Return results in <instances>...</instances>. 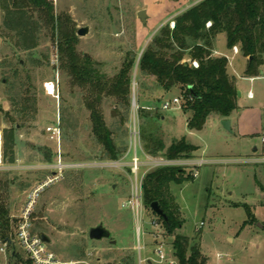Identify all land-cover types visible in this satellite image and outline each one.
I'll use <instances>...</instances> for the list:
<instances>
[{
	"label": "rangeland",
	"instance_id": "1",
	"mask_svg": "<svg viewBox=\"0 0 264 264\" xmlns=\"http://www.w3.org/2000/svg\"><path fill=\"white\" fill-rule=\"evenodd\" d=\"M198 1L53 0L55 13L70 17L77 51L98 62L108 77L119 71L128 50L136 54L129 112L110 97L101 105L105 122L123 150L117 160L106 159L93 137L83 92L71 87L69 77L59 69L49 33H41L31 56L29 51L15 48L13 34L1 28L0 131L4 154L7 131L14 127L7 156L12 146L15 153L21 140L24 162H32L0 170L12 181L10 215L18 217L26 192L56 173L60 165H66L63 177L40 192L31 214L33 231L49 237L48 247L59 259H87L94 264H149L148 260L167 264L175 260L173 235H167L159 216L142 200L138 208L135 202L133 205L135 175L131 161L136 151L141 162L147 161L138 168L139 181L161 166L157 165L160 162L195 173L188 181L169 183V189L182 220L175 233L187 237L190 245H198L206 264H264V191L258 185L264 186V64L257 77L245 76L247 60L239 47V53L233 55L225 34L217 35L216 46L227 57L228 72L241 92L238 109L230 114L231 131L223 128L216 114H211L200 130H190L189 113L181 108V89L173 86L164 90L154 76L138 70L140 55L154 35ZM141 9L146 13L144 23L136 15ZM83 27L87 32L77 35ZM49 80L55 83L58 98L46 93L43 83ZM174 97L180 101L173 103ZM165 101L171 102L167 109L162 107ZM122 117H127L125 123ZM57 121L58 143L45 132ZM144 136L161 139L162 151L148 154ZM182 138L197 148L195 157L167 159V147ZM115 162L122 164L115 168ZM100 223L110 231L109 239L89 237V229ZM15 249L24 259L17 245ZM159 249L165 256L163 261L159 260ZM10 250L6 247L0 252V264H22L10 257Z\"/></svg>",
	"mask_w": 264,
	"mask_h": 264
},
{
	"label": "trees",
	"instance_id": "2",
	"mask_svg": "<svg viewBox=\"0 0 264 264\" xmlns=\"http://www.w3.org/2000/svg\"><path fill=\"white\" fill-rule=\"evenodd\" d=\"M0 7L3 11L0 35L1 28L12 33L15 48L30 52L38 46L41 33H49L59 69L69 77L71 87L83 92V104L89 111L93 137L102 147L106 159L117 160L123 150L105 122L101 105L104 98L110 97L126 113L129 112L136 54L128 50L119 71L108 77L100 70L98 62L77 51V38L70 17L56 14L53 0H0ZM173 22V27L169 23L162 26L143 49L138 70L154 76L164 90L178 86L181 89V108L189 113L187 126L190 130H200L211 114L225 119L238 108L237 87L234 77L228 72L227 57L213 54L217 35L224 33L227 48L238 46L247 58L245 76H258L264 64V0H200L179 13ZM208 22L209 26L206 25ZM188 60L196 61L198 66L193 67ZM121 119L125 123L127 117ZM13 131L14 127L6 134V154L3 155L6 163L15 160L13 146L7 156ZM146 139L144 149L148 154L157 155L164 148L161 139ZM196 149L182 138L172 142L164 155L169 160L189 158ZM193 177V172L186 173L181 167L164 165L148 171L141 184L144 206L150 208V203L157 201L166 215V219L159 218L167 235H173L172 246L177 264H206L199 246L190 245L187 237L175 233L182 220L169 183H182ZM11 183L0 172V245L11 249V258L30 264L15 251L13 238L17 219L10 215ZM258 185L264 191V186Z\"/></svg>",
	"mask_w": 264,
	"mask_h": 264
},
{
	"label": "built area",
	"instance_id": "3",
	"mask_svg": "<svg viewBox=\"0 0 264 264\" xmlns=\"http://www.w3.org/2000/svg\"><path fill=\"white\" fill-rule=\"evenodd\" d=\"M207 26L210 25L208 22L206 24ZM170 26H174V22L170 23ZM234 53H238L239 49L238 46H233L231 49ZM191 64L193 67H197L198 64L196 61H191ZM43 87L46 91V93L50 96H53L54 98H58L56 85L53 81H45L43 83ZM180 99L178 97H174L172 99L173 103H178ZM171 105L170 101H165L163 104V108L167 109ZM45 132L49 133V138L56 143L59 142L60 139V126L59 122L57 121L55 125L47 126L45 128ZM137 131L134 127L133 130V136L134 140L137 139ZM263 146H264V133L261 137ZM3 155H4V148H3V135L0 131V170L4 167V161H3ZM116 163V162H115ZM141 165V161L139 160L136 151H134V156L131 161V171L135 175V183H134V192L135 196L132 200L133 205L134 202L136 204V207L138 208L140 200H142V179L140 181L136 178V173L138 171L139 166ZM157 165L162 166V162H160ZM164 165V164H163ZM166 165V164H165ZM115 167L117 166L114 165ZM67 168L66 165H60L57 169V172L53 175H48L46 178H44L42 181L38 182L32 189L29 190V192L26 195L24 206L21 209L20 215L16 217V226H15V233H14V245H17L19 249L22 251L24 255V259L28 260L30 264H94L92 262H89L87 259L82 260H61L58 258V256L48 247V244L43 242L38 233L34 232L32 229V223H31V214L35 207L36 201L39 197L40 192L50 185L53 181H56L63 177L62 171ZM195 173H193L194 175ZM6 246L0 245V252H5ZM16 251V249H15ZM90 255V254H89ZM158 256L159 260L163 261L165 260V256L163 252L159 249L158 250ZM167 264H177L176 260H170Z\"/></svg>",
	"mask_w": 264,
	"mask_h": 264
},
{
	"label": "water",
	"instance_id": "4",
	"mask_svg": "<svg viewBox=\"0 0 264 264\" xmlns=\"http://www.w3.org/2000/svg\"><path fill=\"white\" fill-rule=\"evenodd\" d=\"M138 19L144 23L145 20H146V13H145V10L144 9H141L139 11H137L136 13ZM87 32V28L86 27H83V28H79L77 30V35L79 36H82L84 35L85 33ZM188 63H190L191 61L188 60L187 61ZM237 94H239V92L237 91ZM112 114H114V111H112ZM221 124L223 126L224 129L228 130V131H231L230 129V120L229 119H223L221 120ZM150 209L152 210V212H154L157 216L159 217H162L163 219H166V215L165 213L163 212L162 208L160 207V205L158 204L157 201H153L150 203ZM261 227V225H260ZM40 239L45 242V243H49L50 242V239L47 235H45L43 232H39L38 233ZM89 237L91 239H94V240H100L102 238H110V231H108V229H106L101 223L96 225V226H93L89 229V233H88ZM112 244H115L116 241L115 240H111L110 241ZM148 263L151 264V262L148 260Z\"/></svg>",
	"mask_w": 264,
	"mask_h": 264
},
{
	"label": "crops",
	"instance_id": "5",
	"mask_svg": "<svg viewBox=\"0 0 264 264\" xmlns=\"http://www.w3.org/2000/svg\"><path fill=\"white\" fill-rule=\"evenodd\" d=\"M2 20H3V11H2V9H1V7H0V26H1V24H2ZM2 45V41H1V38H0V46ZM239 53V52H238ZM213 54L214 55H222V54H220V51L218 50V48H217V46H216V39H215V41H214V43H213ZM232 54L233 55H236L237 53H234L233 51H232ZM246 58V57H245ZM228 60V59H227ZM246 60H247V58H246ZM228 69V68H227ZM230 74V73H229ZM234 77V76H233ZM253 77H257V76H252V77H249V78H253ZM235 79V78H234ZM236 83V82H235ZM237 91L239 92V94H237V97H239L240 95H241V92H240V90H238L237 89ZM247 97L248 98H251V93L250 92H248L247 93ZM237 107H238V105H237ZM238 109V108H237ZM236 109V110H237ZM236 110H234V111H236ZM233 111V112H234ZM220 119L221 120H223L224 118H221L220 117ZM225 119H229L230 120V129H231V127H232V118L229 116V117H227V118H225ZM264 133V132H263ZM262 133V134H263ZM261 137H262V135H261ZM18 145V146H17ZM17 145L15 146V155H14V157H15V160H14V162L13 163H5L4 164V166L5 167H8V168H11V167H25L24 165H26V164H31L32 162H24V157L25 156H23V154H22V151H23V149L25 148V147H23V145H24V142H21V140L20 141H17ZM23 148V149H22ZM254 151H256V150H254ZM52 156H50V159H48V161H50L51 162V160H52V158H51ZM192 157H195V155H194V152H193V155H192ZM122 162V161H121ZM121 162H119L120 164L118 165L117 164V166L115 167V168H119L120 167V165L122 164ZM125 162V161H124ZM145 162H147V161H142L141 163H145ZM4 168V167H3ZM48 176V175H47ZM44 179V178H43ZM42 179V180H43ZM42 180H40V181H42ZM40 181H38V182H40ZM37 182V183H38ZM36 183V184H37ZM35 184V185H36ZM34 185V186H35ZM33 188V187H32ZM31 188V189H32ZM29 192V190L26 192V194ZM231 239V238H230Z\"/></svg>",
	"mask_w": 264,
	"mask_h": 264
}]
</instances>
